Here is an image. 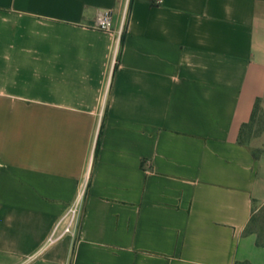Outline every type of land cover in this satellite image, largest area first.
Returning a JSON list of instances; mask_svg holds the SVG:
<instances>
[{
	"label": "crops",
	"instance_id": "obj_1",
	"mask_svg": "<svg viewBox=\"0 0 264 264\" xmlns=\"http://www.w3.org/2000/svg\"><path fill=\"white\" fill-rule=\"evenodd\" d=\"M262 100L264 0H0V264H264Z\"/></svg>",
	"mask_w": 264,
	"mask_h": 264
},
{
	"label": "built area",
	"instance_id": "obj_2",
	"mask_svg": "<svg viewBox=\"0 0 264 264\" xmlns=\"http://www.w3.org/2000/svg\"><path fill=\"white\" fill-rule=\"evenodd\" d=\"M96 28L113 31V14L109 9H101L97 12L96 16ZM123 30V25L121 24L118 30V38L120 37ZM118 50V41L115 44L113 53L114 57ZM87 187V175L83 183L80 184L77 193L73 200L69 203L65 211L60 215L52 230L47 237V244H53L62 238L69 236L73 237L77 233L80 217L82 214L83 198Z\"/></svg>",
	"mask_w": 264,
	"mask_h": 264
},
{
	"label": "rangeland",
	"instance_id": "obj_3",
	"mask_svg": "<svg viewBox=\"0 0 264 264\" xmlns=\"http://www.w3.org/2000/svg\"><path fill=\"white\" fill-rule=\"evenodd\" d=\"M240 140L249 145L251 150L264 152V100L255 108L252 121L243 128ZM249 229L264 242V205L258 206L253 212Z\"/></svg>",
	"mask_w": 264,
	"mask_h": 264
},
{
	"label": "trees",
	"instance_id": "obj_4",
	"mask_svg": "<svg viewBox=\"0 0 264 264\" xmlns=\"http://www.w3.org/2000/svg\"><path fill=\"white\" fill-rule=\"evenodd\" d=\"M258 104H259V102L257 101V102L255 103V107H254V109H253V112H252V115H251V118H250L249 122L252 121V119L254 118L255 108L257 107ZM249 122H248V123H249ZM248 123L244 124V125L242 126L241 130H240V133H239V142H241V143H244V142H242V141L240 140V135H241V133H242L243 128H244L245 126H247ZM251 153H252L253 157L256 158L257 156H259L260 154H262V153H264V152H263V151H258V152H257V151H253V150H251ZM252 217H253V215L251 216V219H252ZM250 222H251V220H250ZM250 222H249V224H250ZM247 231H248V232H253V233H255L254 231H252V230L249 229V225L247 226ZM255 234H256V233H255ZM256 243H257L258 245H263V246H264V242L260 241V239H259V237L257 236V234H256ZM241 264H245V263H241Z\"/></svg>",
	"mask_w": 264,
	"mask_h": 264
}]
</instances>
